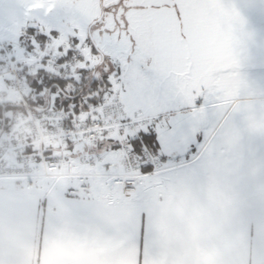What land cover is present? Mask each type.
Masks as SVG:
<instances>
[{"label":"snow or ice","instance_id":"snow-or-ice-1","mask_svg":"<svg viewBox=\"0 0 264 264\" xmlns=\"http://www.w3.org/2000/svg\"><path fill=\"white\" fill-rule=\"evenodd\" d=\"M223 3L240 16L246 41L211 37L205 21ZM25 7L0 13V55L71 134L69 151L79 144L95 170L58 190L73 231L128 239L138 264H151L159 210L212 178L251 236L252 221L264 220V158L256 162L243 137L264 138V88L242 72L255 36L245 9L264 16V0H115L94 23L55 0ZM37 209L47 228L55 202L40 197Z\"/></svg>","mask_w":264,"mask_h":264},{"label":"crops","instance_id":"crops-1","mask_svg":"<svg viewBox=\"0 0 264 264\" xmlns=\"http://www.w3.org/2000/svg\"><path fill=\"white\" fill-rule=\"evenodd\" d=\"M9 1L0 0V6ZM219 7L224 12L220 23L244 26L240 17L232 22L230 12L234 10L227 3ZM245 15L253 31L254 27L264 28V16L259 15L256 22L249 10L245 9ZM259 34L257 40L261 37L259 41L264 43V31ZM242 72L257 89L264 88V65L243 68ZM1 87L8 85L1 83ZM243 144L256 162L264 158V138L245 133ZM78 147L68 149V154H81ZM70 184L78 182L65 180L51 188L49 181H41L35 189L24 190L13 181L0 183V264H138V251L130 240L113 244L100 236L86 239L73 231L58 195L60 188ZM43 196L57 207L47 228L37 209ZM157 226L160 235L153 244L151 264H249L250 260L264 264V220L252 221L250 236L249 224L240 221L233 198L212 178L170 198L159 210Z\"/></svg>","mask_w":264,"mask_h":264},{"label":"built area","instance_id":"built-area-1","mask_svg":"<svg viewBox=\"0 0 264 264\" xmlns=\"http://www.w3.org/2000/svg\"><path fill=\"white\" fill-rule=\"evenodd\" d=\"M0 61V102H15L18 106L9 117L8 127L0 134V183L13 181L24 190L49 181L53 188L65 180L79 182L92 176L95 170L84 161L85 153L68 154L71 134L65 132L46 108L36 111L30 106L29 84L17 74L6 55H0ZM1 83L8 87L2 88Z\"/></svg>","mask_w":264,"mask_h":264},{"label":"rangeland","instance_id":"rangeland-1","mask_svg":"<svg viewBox=\"0 0 264 264\" xmlns=\"http://www.w3.org/2000/svg\"><path fill=\"white\" fill-rule=\"evenodd\" d=\"M59 1L60 0H55V3L72 10L74 13L88 20L90 23H94L104 18L103 4L115 2V0H73L71 2L67 0H61V2ZM42 2L43 0H10L8 3L4 4V6H0V13L14 12L17 10V7L20 4L26 6L24 9H21V11L36 12L40 9V4ZM250 12L251 18L255 17L254 19L256 20V22L259 21L258 17L260 14L258 12ZM239 17L240 16L235 11L230 12V19H233L232 22H236ZM223 18L224 12L220 7H218L214 17L206 19V27L211 37L214 40H219L222 46L226 45L229 41H231L232 43L244 42V37H248V31L245 29V27H236V24L234 23L232 25H223L222 23H220ZM106 19L108 24L111 25L112 18L109 16ZM249 28L252 30L251 27ZM65 31L66 33H70L72 31L71 20H69L68 26L66 27ZM256 31H264V28L254 27V33ZM259 32L255 34L253 41L249 44L250 59L246 62L243 68L258 67L264 65V43H262L263 41H259L261 37L259 40H257V38L261 36ZM7 115L10 117L11 113H8ZM76 151L79 153H84L81 147H78Z\"/></svg>","mask_w":264,"mask_h":264},{"label":"trees","instance_id":"trees-1","mask_svg":"<svg viewBox=\"0 0 264 264\" xmlns=\"http://www.w3.org/2000/svg\"><path fill=\"white\" fill-rule=\"evenodd\" d=\"M30 106H32V108L36 111H41L43 109H45V107H41L38 106L36 104H34V100L35 97L32 94V90L30 88ZM17 104L15 102H0V134L1 131H3L4 129H6L8 127L9 124V116L7 115L8 113H12V111H14L15 109H17L18 106H16Z\"/></svg>","mask_w":264,"mask_h":264}]
</instances>
